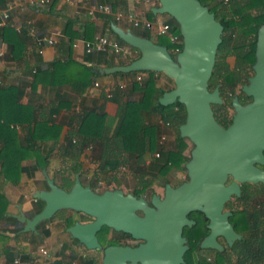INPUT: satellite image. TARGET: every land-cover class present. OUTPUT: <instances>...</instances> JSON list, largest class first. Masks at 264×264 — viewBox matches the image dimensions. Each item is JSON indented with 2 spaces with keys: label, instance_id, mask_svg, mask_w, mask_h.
I'll return each mask as SVG.
<instances>
[{
  "label": "water",
  "instance_id": "obj_1",
  "mask_svg": "<svg viewBox=\"0 0 264 264\" xmlns=\"http://www.w3.org/2000/svg\"><path fill=\"white\" fill-rule=\"evenodd\" d=\"M156 1L150 11L175 21L181 49L174 53L166 45L111 20L110 30L139 55L125 64L97 66L96 71H154L172 79L173 88L163 91L157 101L161 106L180 103L184 107L185 120L178 132L192 144L183 164L187 178L175 186L164 182L162 194L154 192L147 200L120 187L99 191L82 184L79 173L65 189L42 168L47 188L32 192L34 199L43 201L42 208L31 217L22 210L14 215L23 224V232H36L40 222L60 210L89 216L91 220H75L65 231L86 249L101 250V264H183L188 245L182 229L194 223L187 215L195 210L209 220L210 233L200 246L221 250L217 235L223 236L228 245L241 238L228 220L232 212L223 210L225 203L232 196H240L242 183L264 184V22L256 33L253 73L241 86L250 100L242 103L234 95L231 121L223 126L212 107L223 103L219 85L209 88L222 41V23L200 0ZM103 227L126 233L139 242L103 246L97 237Z\"/></svg>",
  "mask_w": 264,
  "mask_h": 264
},
{
  "label": "trees",
  "instance_id": "obj_2",
  "mask_svg": "<svg viewBox=\"0 0 264 264\" xmlns=\"http://www.w3.org/2000/svg\"><path fill=\"white\" fill-rule=\"evenodd\" d=\"M120 1L124 2V0ZM200 2L206 4L223 25L222 41L217 48L209 88L213 89L220 84L221 93L226 86H229L233 92L234 86L245 77L246 67L251 66L254 62L256 33L259 25L264 22V0H228L226 3L221 0H200ZM167 18L174 24L172 33L179 37L177 43H172L168 37L156 35L152 31H148L142 36L165 37L169 44L161 41L155 42L164 44L169 49H181L178 26L168 15ZM111 20L116 22L112 16L104 18L107 30L123 46L136 52L134 56L118 61L119 64L128 63L137 57L139 52L125 44L110 30ZM70 25V22L65 24V34ZM1 28L2 38L6 41H8L7 32H11L17 38L21 36V34L15 35V29L10 26L8 21ZM21 33H23L22 30ZM71 41L70 36V45ZM9 43L13 45L12 51H14L16 40L9 41ZM12 54L13 58L17 57L16 52ZM101 55L103 60H100L99 63L110 66L116 63L113 59L120 54L114 55L110 51H101ZM228 55L235 56L236 61L233 68H230L226 60ZM63 65L61 60L57 59L52 62L49 68L41 69L39 65L36 68H30L28 74L31 75V87L34 89L35 85L41 82L53 84L52 78L56 76ZM85 69L86 80L72 84V87L79 93L91 83V77L95 79L102 76L97 73L94 66H85ZM144 72L147 73V76L142 82L133 81L131 84L132 89L142 90L140 100H127L119 104L117 120L113 127L105 120L102 109L98 112L85 110L74 116L76 126L70 134L64 137L62 142H59L61 128L59 125L50 123L47 118L36 120L34 107L20 103V92L17 87L0 84V175L2 174L6 181L17 184L22 172L31 173L40 167L48 166L53 149L57 147L61 156L75 160L67 170L59 173L61 174L60 186L68 189L73 183L72 174L74 172L82 173L81 163L77 160L84 153V149L90 145L91 154L88 157L98 162L100 173H113L120 166L129 168L135 173L137 182L132 189L135 194L142 193L156 177L167 182L168 179L165 177L167 172L171 168L183 169V163L187 159V156L183 154L186 142L178 132L179 124L185 120V110L180 103L168 106L159 105L157 100L164 90L156 85L154 77L156 72ZM133 73L136 72H116L113 75L122 77ZM102 96H105L103 92ZM232 97V94H228L224 104L218 105V107L225 106V104L231 105ZM242 97L249 99L245 94ZM212 107L218 122L227 126L231 119H228L224 114H219L216 105H212ZM145 113L158 114L163 122L169 124L168 127L172 129L174 136L167 140L168 143L159 142L161 135L159 124L146 122ZM14 125H19L20 130L24 133L23 139L20 138L19 131L13 127ZM47 142H50L48 148H46ZM147 153L152 154L153 158L148 165H145L144 159ZM28 158H32V164L23 165L22 161ZM262 167L264 168V166ZM66 171L67 174H65ZM248 186L249 184H244L241 198L248 200V196L251 194V206L246 201L247 204L235 213L236 227L244 233V237L238 240L234 246L238 254L236 264H264V184H251V191ZM8 204V198L0 192V219L6 217ZM66 211L60 210L54 215L63 221L65 227L71 225L75 220L84 221L89 218L83 213H80L79 217L65 214ZM73 213L76 212L73 211ZM45 222L43 221L41 224ZM106 228L103 227L101 230ZM46 235H48V230L43 229L38 236ZM36 236L32 234L31 242H36ZM73 241L77 242L75 239ZM109 243L112 242L109 241ZM67 248H69V244L64 243L60 253L63 259L57 261L56 264H71L72 260H67L69 256L65 254ZM16 258L21 261L26 256L16 255L11 259V262L14 263ZM184 258H187L186 254ZM96 262V258L91 256L81 259V264H95Z\"/></svg>",
  "mask_w": 264,
  "mask_h": 264
},
{
  "label": "crops",
  "instance_id": "obj_3",
  "mask_svg": "<svg viewBox=\"0 0 264 264\" xmlns=\"http://www.w3.org/2000/svg\"><path fill=\"white\" fill-rule=\"evenodd\" d=\"M98 3L110 5L112 13L95 11L90 14L86 9H82L81 5L90 6ZM8 6L10 11L8 22L15 29V35L21 34V36L17 38L11 32H7L8 41H6L2 38V28L0 27V84L16 86L20 92V103L34 107L36 120L47 118L50 123L59 125L61 127L59 142H62L64 137L70 134L76 126L74 119L76 114L85 110L98 112L102 109L105 120L113 127L117 120L119 104L127 100H140L142 90L131 88L133 81H137L135 73L122 77L113 75V73L100 74L102 76L95 79L91 77V83L80 93L72 87V84L86 80L85 66H94L95 69L97 66H108L99 63L100 60H103L101 51L86 52L82 43V40H94L97 35L114 38L105 26L104 18L106 16L114 17L115 12H118L121 14V18L116 22L121 27L129 28L141 35L152 31L134 26L126 18L128 14L148 20L157 18L158 14H150L152 13L151 6H147L143 0H124V2L120 0H72L70 2L53 0L46 7L34 6L28 0H0V10L8 8ZM160 16L165 18L164 15ZM67 22H70L71 25L65 34L64 29ZM70 36L71 45L69 44ZM49 38L53 40V43L47 42ZM13 40L17 42L14 51H12L13 45L9 43ZM124 47L127 49V53L120 55L112 53L117 55L113 59L115 64L134 55L133 50H129L127 46ZM13 52H16V58H13ZM57 59H60L64 65L52 78L53 84L41 82L37 83L33 89L30 85L31 75L28 74V70L36 68L38 65L41 69L49 68L52 62ZM146 76L147 73L144 74V78ZM154 77L156 85L164 91L173 88L172 79L164 73L156 72ZM96 80L100 84L98 87L93 86ZM118 84H124V87H120ZM108 91L112 93L110 97L107 96ZM102 92L105 96H102ZM145 120L149 123L159 124L161 134L166 135V140L173 138L172 129L160 123L161 119L158 114L145 113ZM13 127L18 129L20 138L23 139L24 133L20 130L19 125ZM185 142H187L186 139ZM49 144L50 142H47L46 148L49 147ZM89 154H91L90 149L85 148L84 153L77 160L81 163L82 173L74 172L72 174L73 181L75 173H79L82 184H91L99 190L124 186L121 175L126 174V167L120 166L113 173H100L98 162L90 159ZM183 154H186L185 150ZM152 158V154L147 153L144 159L145 165H148ZM32 162V158H28L23 160L22 164L26 166L31 165ZM74 162L75 160L71 158L61 156L58 148L55 147L49 165L40 167L31 173L22 172L19 183L12 184L6 181L2 174L0 175V192L4 193L9 200L6 217L0 219V264H15L11 262V259L19 254L25 255L26 258L19 261L18 264H56L57 261L63 259L60 253L64 243L69 244L65 254L69 256L67 260H72L71 264H81V259L87 256L88 249L79 245L78 242H72L73 239L65 231L66 227L63 221L58 217L52 216L50 219L44 220L46 221L44 224H41L43 221L40 222L36 226V232H23L21 231L23 224L14 216L18 214L19 210H22L31 217L42 208L43 201L32 197V192L36 189L47 188L42 168H45L49 176L60 185L61 174L59 173L67 170L69 165ZM180 170L171 168L165 177L170 183L177 185L182 181L179 180L178 172ZM67 173L66 171L65 174ZM153 180L154 185H150L152 188L156 184L161 186L164 183L160 177ZM135 186L136 182H134V186L132 185V189ZM147 189L151 188L147 187ZM56 228L58 231L55 233L59 232V235L60 233L65 235L59 242L56 241L50 245L46 241L47 243L43 242L37 247H35V242H31L32 234L37 235L36 239H38L40 237L38 235L43 229L48 230V235L45 237L50 241ZM42 249H46V254L42 253Z\"/></svg>",
  "mask_w": 264,
  "mask_h": 264
},
{
  "label": "flooded vegetation",
  "instance_id": "obj_4",
  "mask_svg": "<svg viewBox=\"0 0 264 264\" xmlns=\"http://www.w3.org/2000/svg\"><path fill=\"white\" fill-rule=\"evenodd\" d=\"M219 90H220V88H219ZM220 95L223 96V93H221V91H220ZM231 99H230V104H231ZM239 100L242 103H245V102L250 100V97H249V99H246V100H244V98L241 97V98H239ZM223 102H224V99H223ZM189 152H190V149L188 151V154L187 153L184 154L185 156H187V159L189 158ZM184 170H185V168H184ZM186 177H187V175H186ZM163 184L161 185L162 192H163ZM244 184H249L248 187H249V190L251 191V183L246 182V183L240 184V188H241L240 196H232L225 203L224 209H223V210H227V211L232 212V214L228 217V220L233 225V228L235 229V231H237L241 235L240 239H242L244 237V233L240 232L239 229L236 227L235 213L237 210L243 208L247 204V202H248V205L251 206V194L248 196V200L241 198ZM256 185H258V184H256ZM90 186L92 188L96 189L91 184H90ZM173 186H175V185H173ZM97 190H99V189H97ZM128 192H132L136 196L143 195L147 200H149L151 195L155 192V190L149 191L146 188L140 194H135L133 192V190L128 191ZM233 200H236L238 202V204H233ZM187 216L189 219H192L194 221V223L190 226H184L182 229V235L186 238V243L188 245V248L184 253V255L185 254L187 255V258H184L183 264H236V262L238 261V254H237L234 246L236 245L237 241L240 239H235L231 245H228L226 239L223 236L217 235L215 237V240L218 244H220L222 246L221 250H219L215 247H201L200 246L201 241L210 233V229L208 228L209 220H208V218L205 217V215L202 212L196 211V210L191 211ZM91 219L92 218H88L84 221H82L80 219H78V220L81 222H85V221H89ZM107 229H108V231L106 233L109 236L108 241H111L112 243L108 242L104 245H107V244L136 245L139 242V241H136L134 243H124V242L120 241L121 240L120 238L122 236H129L131 238L130 235L123 233V232H120V231H114L110 228H107ZM110 231L118 233L119 236H111ZM97 237H98V234H97Z\"/></svg>",
  "mask_w": 264,
  "mask_h": 264
},
{
  "label": "built area",
  "instance_id": "obj_5",
  "mask_svg": "<svg viewBox=\"0 0 264 264\" xmlns=\"http://www.w3.org/2000/svg\"><path fill=\"white\" fill-rule=\"evenodd\" d=\"M30 4L38 7H46L48 6L53 0H28ZM62 2H70L72 0H59ZM147 6H154L157 4L156 0H143ZM222 2L226 3L228 0H221ZM82 9H86V11L90 14H92L95 11L98 12H104V13H112L110 5L106 3H98V4H91L90 6H86L85 4H81ZM158 14L157 18L155 20H148L146 18H140L137 17L136 15L133 14H128L126 16L127 20L131 22L134 26L146 28L149 30H152L156 35H161V36H166L169 38V40L172 43H177L179 41V37L177 35H174L172 33V28L174 24L167 18H162ZM10 16V11H9V6L8 8L0 10V27H3L6 22L8 21ZM115 20H119L121 18V14L118 12H115L114 14ZM48 43H53L52 39H47ZM84 49L86 52H92L94 50L96 51H110L114 54H122V53H127V49L117 40L116 38H109L108 36L105 35H97L95 36L94 40H82ZM179 49L175 48L172 49V52H177ZM144 71H136L135 73V79L139 82H141L144 79ZM100 84L96 80L93 83L94 87H98ZM120 87H124V84H118ZM112 93L108 91L107 96H111ZM160 123L168 126L169 124L166 122H163L160 120ZM166 140V135L161 134L159 138V142L163 143V141ZM87 149H90L91 146L88 145L86 147ZM157 155V154H156ZM123 167V166H122ZM124 168V167H123ZM43 254H46V249L41 250ZM15 264L19 263V259L16 258L14 260Z\"/></svg>",
  "mask_w": 264,
  "mask_h": 264
},
{
  "label": "rangeland",
  "instance_id": "obj_6",
  "mask_svg": "<svg viewBox=\"0 0 264 264\" xmlns=\"http://www.w3.org/2000/svg\"><path fill=\"white\" fill-rule=\"evenodd\" d=\"M165 17H167V15H164ZM150 18H152V16H149ZM133 29L134 30H136L134 27H133ZM151 39H153L154 41H157V42H163V43H166V44H169L168 43V41H167V39L165 38V37H157V36H152V38ZM130 50V49H129ZM169 50H172V49H169ZM136 54V52L134 51V55ZM134 55H132V56H134ZM226 60H227V62L229 63V66H230V68H233L234 67V65H235V56L234 55H228L227 56V58H226ZM244 73H245V77L243 78V80L242 81H240L239 83H237L235 86H234V90H233V92H231V90L229 89V86H226L225 87V90L223 91V96H222V98L225 100V99H227V95L228 94H232V95H237V96H239V95H241V97L244 95V93L241 91V86H242V84L243 83H246L247 82V78H248V76H250L252 73H253V71H252V68H251V66H247L246 67V69H245V71H244ZM220 85V84H219ZM244 100H246V99H244ZM224 104V102L222 103V104H214V105H216V108H217V112L219 113V114H224V115H226L227 116V118L228 119H231V117H232V114H233V108H232V106L231 105H228V104H225V106H221V107H218V105H223ZM187 142H186V149H185V151H186V153L188 154V151H189V149L191 148V146H192V144L188 141V140H186ZM168 143V141L167 140H164L163 141V143ZM126 170H127V172H126V174L125 173H123L122 175H121V179L124 181V186H122L121 188L126 192H128V191H131L132 190V185L134 186V182H137V178H136V175H135V173L131 170V169H129V168H126ZM179 175H180V179L179 180H185L187 177H186V171L184 170V168L182 169V170H180L179 172ZM154 180H152L150 183H149V185H148V187H150L151 189H148L149 191L151 190H155V192L156 193H158V194H162V187L160 186V185H157L156 184V186H154V188H152L150 185H154V182H153ZM233 204H238V202L236 201V200H233ZM65 214H72V215H74L75 217H79L80 216V213L79 212H76V213H73V211H71V210H67L66 211V213ZM87 216V215H86ZM90 218V217H89ZM62 227H63V225H62ZM64 228V227H63ZM62 228V229H63ZM56 231H58L57 230V228H56V230L54 231V233H53V237H52V235H51V240L50 241H48L47 239H46V237L45 236H40L37 240H36V242H35V247H37L38 245H40L41 243H43V242H46L47 244H50V245H52L53 243H55L56 241H60V239H61V237H65V235L63 234V233H60V235H59V232L58 233H55ZM108 231V229L106 228V229H103V230H100L97 234H98V239H99V242L102 244V245H104V244H106V243H108L109 241H108V239H109V236L107 235V232ZM110 234H111V236H119L118 235V233H115V232H113V231H110ZM63 237V238H64ZM46 239V240H45ZM121 240L120 241H122V242H124V243H134V242H136V240H133L132 238H130L129 236H122L121 238H120ZM69 241V240H68ZM72 242H74V241H72ZM69 243H71V242H69ZM75 243V242H74ZM82 250H83V248H82ZM87 252V256H91V257H94V258H96V260H97V262L95 263V264H101V257H102V251L101 250H99V249H96V250H88V251H86ZM235 258V257H234Z\"/></svg>",
  "mask_w": 264,
  "mask_h": 264
}]
</instances>
